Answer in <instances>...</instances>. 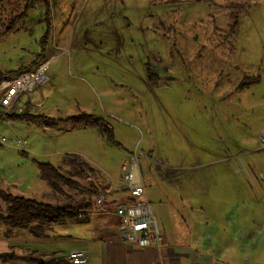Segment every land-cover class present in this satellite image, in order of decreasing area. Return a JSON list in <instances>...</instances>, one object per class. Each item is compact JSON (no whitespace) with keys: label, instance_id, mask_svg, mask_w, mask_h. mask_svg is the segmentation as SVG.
<instances>
[{"label":"rangeland","instance_id":"1","mask_svg":"<svg viewBox=\"0 0 264 264\" xmlns=\"http://www.w3.org/2000/svg\"><path fill=\"white\" fill-rule=\"evenodd\" d=\"M51 4L46 52L55 54L48 74L57 88L30 112L103 115L119 144L96 126L1 119L0 138L7 141L0 144V184L50 202L80 199L88 194L80 188L66 187L74 197L55 195L38 164L69 169L64 154L81 152L92 155L97 172L86 166L88 174L75 179L81 188L97 182L107 194L114 192L105 184L109 174L120 177L124 159L143 152L139 164L147 197L157 212L160 195L167 200L181 193L173 200L180 215L161 217L177 238L200 249L199 261L264 264V0ZM24 5L25 0L0 2V71L30 67L42 52L43 2L4 32ZM232 12L239 16L236 29ZM258 76V82L241 87ZM171 177L187 181L180 185ZM0 204L5 211L6 202ZM106 215L117 227V217ZM58 226L68 231L81 224ZM28 232L16 231L11 239L41 252L50 249V243L25 239Z\"/></svg>","mask_w":264,"mask_h":264},{"label":"trees","instance_id":"2","mask_svg":"<svg viewBox=\"0 0 264 264\" xmlns=\"http://www.w3.org/2000/svg\"><path fill=\"white\" fill-rule=\"evenodd\" d=\"M5 0H0L3 2ZM157 2H169L170 0H154ZM39 2H43L46 6L47 12V25L46 29L40 37V44L42 52L38 53L36 60L32 62V66H20L17 69L8 71H0V81L4 78L13 76L21 71L29 70L34 68L40 62L50 57L52 54L47 56L46 50L49 45L52 23L50 21L51 16V0H25L24 9L22 12L14 14L9 21V25L6 27L4 32L12 31L17 28V23L26 18L29 11L35 7ZM233 17L232 27L236 29L239 24V16L237 13H231ZM260 77H255L251 80L243 82L241 87L245 84H252L258 82ZM1 116V114H0ZM10 118H24L32 122H38L50 127H57L59 123L69 122L74 125L82 126H96L101 129L108 141L118 143L115 137V132L112 123L103 115L91 113V112H80L78 114L70 115L67 117H55L52 115L37 113V112H21L11 113ZM63 162L65 165H69V169L63 168V166H57L50 161H39V170L41 177L51 186L53 193L57 196L68 195L66 187L80 188L81 192H87L88 194L82 195L80 199L71 198L65 202H50L42 199H38L24 194H15L12 191L6 189L0 184V199L6 202L5 211L2 209L0 204V223L7 227L6 234L15 230H28L34 236L44 237L49 230L55 225L65 224L66 222L76 221L85 222L88 221L92 215L87 214L95 207V198L102 193L99 192L98 183H93V186L87 188H81L80 183L75 179V176H83L88 174V169L95 170L96 166L91 165L82 154L77 152H66L63 156ZM97 172V171H96ZM128 191V190H127ZM105 193V192H104ZM129 193V192H128ZM106 194V193H105ZM108 194L104 203L108 204ZM130 195V194H129ZM129 198V197H127ZM85 211L86 214L81 216L80 212ZM105 214V213H98ZM0 260L3 262L11 261H22L25 263L32 264H74L68 255H54L46 257L35 250H29L23 253L16 252L14 250L0 252Z\"/></svg>","mask_w":264,"mask_h":264},{"label":"crops","instance_id":"3","mask_svg":"<svg viewBox=\"0 0 264 264\" xmlns=\"http://www.w3.org/2000/svg\"><path fill=\"white\" fill-rule=\"evenodd\" d=\"M47 53V52H46ZM56 84L52 83L50 80L39 90V97L44 101L48 97L52 96L56 90ZM82 154L81 152H77ZM85 158L95 164L94 158L91 154L84 153ZM146 156L145 154L143 155ZM86 158V159H87ZM140 158V157H139ZM95 166V165H94ZM141 177L143 179V171H141V165L139 164ZM120 177H115L109 174V178L105 179V184L114 189V192L108 191V204L109 206H114L115 203L120 201H128L131 199L127 188L123 183L118 180ZM172 178V177H171ZM104 180V179H103ZM171 181L182 182L187 181L185 178L174 177ZM97 183V182H95ZM99 185V184H98ZM114 186V187H111ZM100 188V185H99ZM148 192V189H146ZM109 195L111 197H109ZM147 196V195H146ZM129 197V198H127ZM165 199V195H160L156 202L158 203L157 212L160 213L156 215L161 228L164 231V237L159 245H147V246H136L132 245L122 239L119 219L117 218V227L113 222H109L106 218V214H92L88 221L79 222L81 224L80 228L73 227L70 230H63L62 227L55 225L52 227L46 236L33 238L34 235L28 232L25 239L29 241H37L41 244L50 243V249L45 251H40L38 248H31L25 244L16 243L11 238L14 237V233L19 231L18 229L6 234L7 227L0 223V252L14 250L16 252L22 253L28 250H35L36 252L43 254L46 257L54 255H68L70 252L77 249H84L87 252L88 261L84 264H217L218 260L213 257L208 260L199 261L197 258L200 252L199 248H191L190 245L184 241L183 238L179 239L176 237L175 233L171 232V229L165 225L161 215L162 213L176 212L180 215L173 205L174 198H181V193L170 194ZM148 198V197H147ZM217 199L214 196L213 199ZM149 199V198H148ZM153 203V201H152ZM154 205V203H153ZM155 209V208H154ZM188 209V208H186ZM213 210V208H212ZM214 211V210H213ZM162 222V223H161ZM120 234V236H119ZM72 237H77L76 239H70ZM16 241V237H15ZM24 245V247H22ZM40 251V252H39ZM194 251V252H193ZM195 251L197 253H195ZM0 264H27L22 261H11L3 262L0 260Z\"/></svg>","mask_w":264,"mask_h":264},{"label":"built area","instance_id":"4","mask_svg":"<svg viewBox=\"0 0 264 264\" xmlns=\"http://www.w3.org/2000/svg\"><path fill=\"white\" fill-rule=\"evenodd\" d=\"M54 55L52 54L32 69L21 71L0 81V120H11V113L31 111L43 104L38 93L49 81L48 68ZM6 141L5 136L0 138V144ZM262 144L264 146V134ZM143 155V152L135 151L121 164L123 173L118 180L127 188L131 199L117 202L111 207L104 203L107 197L102 192L95 198L94 209L87 212V214L115 215L119 219L122 239L141 247L159 245L164 237L154 205L145 193L139 167V157ZM85 214V211L80 212L81 216ZM69 257L74 264H84L88 261L87 252L84 249L70 252Z\"/></svg>","mask_w":264,"mask_h":264}]
</instances>
